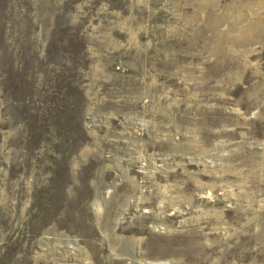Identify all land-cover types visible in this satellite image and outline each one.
<instances>
[{"label": "rangeland", "instance_id": "obj_1", "mask_svg": "<svg viewBox=\"0 0 264 264\" xmlns=\"http://www.w3.org/2000/svg\"><path fill=\"white\" fill-rule=\"evenodd\" d=\"M0 264H264V0H0Z\"/></svg>", "mask_w": 264, "mask_h": 264}]
</instances>
